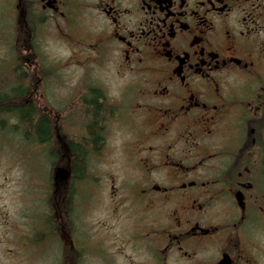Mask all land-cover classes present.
<instances>
[{
  "label": "flooded vegetation",
  "instance_id": "flooded-vegetation-1",
  "mask_svg": "<svg viewBox=\"0 0 264 264\" xmlns=\"http://www.w3.org/2000/svg\"><path fill=\"white\" fill-rule=\"evenodd\" d=\"M3 20L0 126L10 116L35 128L30 50L50 21L64 27L68 56L40 64L48 110L37 122L50 141L59 108L67 166L114 153L129 165L130 178L110 185L130 200L128 241L145 264H264V0H0ZM52 74L62 86L50 100ZM114 76L125 82L116 89ZM68 215L62 253L68 243L80 252Z\"/></svg>",
  "mask_w": 264,
  "mask_h": 264
},
{
  "label": "rangeland",
  "instance_id": "rangeland-1",
  "mask_svg": "<svg viewBox=\"0 0 264 264\" xmlns=\"http://www.w3.org/2000/svg\"><path fill=\"white\" fill-rule=\"evenodd\" d=\"M40 29V39L33 48L22 42L28 33L25 28L15 30V36L19 33L20 55L24 54L26 59L27 50L32 48L35 85H39L38 91H34L38 102L36 123L39 115L47 114L48 110L43 108L45 100L37 83L43 75L40 64L43 65L44 55L55 69L70 52L62 38L64 27L50 21ZM0 34L9 40L11 24L0 22ZM0 48L3 58L7 59L11 45L4 42ZM68 78L72 82L74 75ZM48 81L51 100L52 92L58 96L62 83L55 74L50 75ZM124 83L116 76L110 82L114 89ZM58 112L56 107L51 139L45 143L40 140L36 127L11 120L10 116L0 126V264H145L147 254L136 251L128 241L135 222L130 200L123 188L114 190L110 185L116 180L120 186L130 178L129 165L114 153L115 157H109L99 167L81 170L76 168L75 159L67 166L68 158L65 163L62 142L56 134ZM91 158L95 162L96 158ZM53 194L59 210L54 208L53 215L61 225L56 231H60L65 222L61 216L70 207L72 215L65 219L72 225H65L81 249L78 252L68 243L67 257L62 253L61 238L49 234L51 222L47 219L52 215L49 200L53 199Z\"/></svg>",
  "mask_w": 264,
  "mask_h": 264
},
{
  "label": "trees",
  "instance_id": "trees-1",
  "mask_svg": "<svg viewBox=\"0 0 264 264\" xmlns=\"http://www.w3.org/2000/svg\"><path fill=\"white\" fill-rule=\"evenodd\" d=\"M27 109H19V117L20 118H22L23 120H26V117L28 116V114H27ZM35 127H36V130H37V132H38V135H39V137H40V140L42 141V142H44L45 143V141H48V140H46V138H45V135L43 134L44 133V125H43V122H42V118L40 119V121L39 122H37L36 124H35ZM69 196V195H68ZM52 198L53 199H50L49 200V205H51V214L52 215H50V217L48 218L49 219V221L51 222V232L49 233V234H52V236H53V238H55V237H58L59 235H60V231H56V230H58L59 228H60V226L61 225H59V221H58V219L56 220V217L53 215V213H54V208L56 209V210H58V208H57V204H56V201H55V194H53L52 195ZM69 201V200H68ZM69 203H70V201H69ZM68 205H70V204H68ZM58 212H59V210H58ZM67 212L70 214V215H72V209L69 207V208H67ZM48 219H47V221H48ZM54 221H55V223H54ZM69 225H71V224H68V226ZM69 228V227H68ZM70 229V228H69ZM71 230V229H70ZM44 236H46V235H44ZM64 254V256L65 257H67V254H65V253H63ZM64 262V261H63Z\"/></svg>",
  "mask_w": 264,
  "mask_h": 264
}]
</instances>
